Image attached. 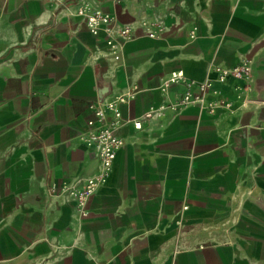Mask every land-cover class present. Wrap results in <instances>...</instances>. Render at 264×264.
<instances>
[{
    "label": "crops",
    "instance_id": "crops-1",
    "mask_svg": "<svg viewBox=\"0 0 264 264\" xmlns=\"http://www.w3.org/2000/svg\"><path fill=\"white\" fill-rule=\"evenodd\" d=\"M245 58L249 79L218 78ZM175 70L229 105L145 118L184 91L163 89ZM129 91L141 128L83 217L90 106ZM0 264H264V0H0Z\"/></svg>",
    "mask_w": 264,
    "mask_h": 264
},
{
    "label": "built area",
    "instance_id": "built-area-1",
    "mask_svg": "<svg viewBox=\"0 0 264 264\" xmlns=\"http://www.w3.org/2000/svg\"><path fill=\"white\" fill-rule=\"evenodd\" d=\"M78 14L85 17L89 30L94 34L106 31L109 36L116 30L118 39H126L131 35V29L127 25L118 23L117 18L105 13L101 9L89 10L81 6ZM152 35V33H151ZM114 45L115 39L109 38ZM116 58H120L116 54ZM252 60L245 58L241 63L232 68H218V78L226 81L228 78L249 79L252 72ZM174 85H181L184 91L170 104L161 103L145 112V118H151L162 114L168 109L179 111L188 105H195L214 113L221 105L228 106L229 103L223 99H212L213 93H217L210 82L196 83L189 79L183 70H175L164 80L163 89L166 91ZM135 98V92L129 91L116 97L107 103H93L90 107L94 111V118L88 122L90 129L84 134V141L89 149L94 152L100 162V171L91 175L83 181L82 188H70L69 195L77 200L79 211L83 217L88 216L87 205L97 190L105 183L118 151L124 145L120 136V128L127 122H133L136 128H141L140 120H125L122 113V105L129 103Z\"/></svg>",
    "mask_w": 264,
    "mask_h": 264
}]
</instances>
